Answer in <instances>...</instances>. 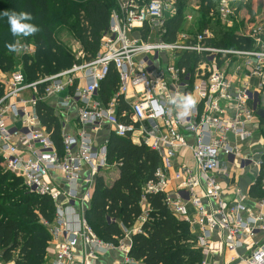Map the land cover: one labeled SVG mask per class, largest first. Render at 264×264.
<instances>
[{"label":"built area","instance_id":"built-area-1","mask_svg":"<svg viewBox=\"0 0 264 264\" xmlns=\"http://www.w3.org/2000/svg\"><path fill=\"white\" fill-rule=\"evenodd\" d=\"M170 1L119 0L95 58L33 82L20 67L0 98L3 167L22 177L30 192L49 195L56 206L54 221L45 222L55 245L53 264H97L110 251L129 252L119 244L130 236V229L122 226L124 234L117 244L106 242L76 209L91 199L96 176L110 167L107 142L99 145L92 135L104 127L159 155L156 180L149 181L145 191L163 192L169 208L191 225L205 257L225 253L230 254L227 264H264V199L250 210L244 202L231 203L224 197V183L234 174L229 165L251 162L260 169L262 162L263 150L256 160L240 156V142L253 134L263 103L262 26H248L241 34L252 40L247 48L211 45L209 29L183 30L167 40L164 12ZM229 1L221 2L225 16L232 13ZM145 29L147 38L142 36ZM112 67L119 85L105 104L101 83ZM43 83L47 85L40 94ZM26 92H31L29 98ZM61 94H66L61 105L77 106L79 126L74 133L64 131L62 155L32 110L38 98ZM118 97L127 103L124 109ZM9 119L21 125H9ZM185 151H190L194 165ZM85 168L88 174L82 180ZM58 174L61 184L52 180ZM261 187L264 191V175Z\"/></svg>","mask_w":264,"mask_h":264},{"label":"trees","instance_id":"trees-1","mask_svg":"<svg viewBox=\"0 0 264 264\" xmlns=\"http://www.w3.org/2000/svg\"><path fill=\"white\" fill-rule=\"evenodd\" d=\"M0 0V71L14 68L15 52L6 44L27 41L33 53L21 57L28 81L59 73L75 64L95 58L101 39L110 28L112 10L108 0ZM197 2L204 18L199 30L209 29L213 36L209 44L217 47L247 48L252 40L228 28L221 21H213L214 0H174L175 14L166 18L164 39L174 40L178 32L187 30L184 9ZM59 9L65 22L73 26L83 49V58H77L57 38L54 32V13ZM5 11L27 12L33 17L27 21L39 28L31 36H13ZM142 36L147 38L146 29ZM47 83L38 86L44 93ZM119 85L118 74L111 68L101 83L100 95L105 104L115 96ZM7 89L0 79V98ZM120 108L127 103L117 98ZM35 113L46 129L58 152H64V125L56 108L38 98ZM264 120V118H262ZM264 122V121H263ZM107 159L119 171L111 183L103 175L95 178L93 193L85 217L94 232L104 241L117 244L123 236L122 226L140 229L132 234L128 252L129 261L123 264H204L205 254L197 244V237L188 221L178 217L166 204L163 192H146L145 186L156 180L155 172L161 166L159 155L144 143L131 137L111 132L107 140ZM261 166L256 183L250 188L252 197H262L261 180L264 175V145ZM0 155V262L4 264H45L51 241L49 226L56 216V206L47 194L30 192L22 177L6 170ZM147 207L143 209L142 201ZM109 217L116 221H109Z\"/></svg>","mask_w":264,"mask_h":264},{"label":"crops","instance_id":"crops-1","mask_svg":"<svg viewBox=\"0 0 264 264\" xmlns=\"http://www.w3.org/2000/svg\"><path fill=\"white\" fill-rule=\"evenodd\" d=\"M138 34L139 33H134V35L136 36ZM21 67L23 68V66ZM254 81L256 80L254 79ZM30 95H31V92H26L24 94L26 98H29ZM65 95L66 94H61V96L60 95L50 96V97H45L42 99L46 101L47 103L53 105L56 108L57 113H61L59 115H61L63 117V120L65 121V122L63 121L64 126H65L64 131L69 132V133H74L79 127L78 126V115H77L78 108L74 103H72V105L70 106L61 105L60 100ZM260 109H264V92H263V103ZM32 110L35 111V108ZM263 121L264 120H262V118L258 115L257 121L254 123L253 134L247 140H243L240 142V146H241L240 156L242 158H245L248 155L249 157H252L254 160H256L257 159L256 156L259 157L258 155L259 152L263 150V145H264V122ZM7 124L12 125V126L13 125L20 126L21 121L17 119H9L7 121ZM257 124H260L258 128H256ZM98 132H102L100 137L97 134ZM110 133L111 132L108 131L106 127H104V129L102 128L101 130L93 131L92 135H94L97 144L100 145V144H103L104 142H107ZM96 134H97V137H96ZM185 155L188 158L189 162L192 165H194L193 158L191 157L190 151H185ZM228 169L231 170L230 172L233 171L234 174L231 180L224 183L225 199L231 203L236 202V200L242 201L245 203L247 209L253 210L255 208V205L264 199V194L262 197H252L249 193L250 188L252 187V185L256 183V180L258 178V175L260 172L259 167L256 166L255 163L248 162V164H245L243 167L229 165ZM87 174H88V168H85L82 174V180H85V178L87 177ZM101 175L104 176L107 182L111 183L118 177L119 171L117 168L111 167L110 169L104 171ZM108 175H110L111 177H108ZM52 180H54V182L57 184L62 183V177L59 174L54 175L52 177ZM175 184L176 183L172 184L170 188L174 189ZM89 202L90 200L85 203L84 207L82 206L76 207L77 212L80 210L81 212L83 211L84 213H86V210L89 207ZM141 204H142L143 209L147 207L146 200H143ZM189 208H190V214L194 216L195 213H194V209L192 208L191 204H189ZM242 215L245 216L246 214L242 213ZM139 229H140L139 225H136V227L130 229V232H131L130 236L123 238L122 241H120L119 246L124 245L130 248L131 242H132V234ZM127 256L128 254H126L123 249L119 248L117 250L110 251L100 256L99 259L97 260V264H123L126 262ZM219 257L220 256H218L217 254L206 257V264H213L214 260L218 261L217 259H220ZM54 258H55V245L51 243L50 241L45 264H53ZM225 259L227 258L225 257ZM0 264H4V263L0 262Z\"/></svg>","mask_w":264,"mask_h":264},{"label":"rangeland","instance_id":"rangeland-1","mask_svg":"<svg viewBox=\"0 0 264 264\" xmlns=\"http://www.w3.org/2000/svg\"><path fill=\"white\" fill-rule=\"evenodd\" d=\"M72 1L74 3L80 2L79 0ZM143 1L147 2L148 0ZM108 2L110 4L112 12L119 10V0H108ZM221 2L222 0H214V13L210 16L213 21H221V23L226 27L234 28L238 34L245 33L248 30V26H262L264 37V0H230L229 2L232 13L227 14L228 16H225V14L221 13ZM62 10L63 9H59L54 13L55 19L52 22L56 38L77 58H83L84 54L82 51V46L75 35L73 26L70 23L65 22V17L62 14ZM183 13L186 19L185 28L187 30L202 29L204 18L201 14L200 6L197 2H191L190 5H188L187 8L184 9ZM173 14H175L174 0H171L167 9L164 12V15L166 18H168ZM188 17H191V20H188ZM19 45L22 46V49H20L19 52H15L14 68L7 72L0 71V79L5 83L6 89L8 88L10 79L13 77L15 72L19 70V68L22 66V55L26 52L33 53V51L30 49L32 47L31 43L27 41H22L19 42ZM164 68H166L165 65ZM61 118L63 120L62 116ZM101 133L102 132L97 133L99 137ZM110 168L111 166L109 167V169ZM108 177L111 176L108 175ZM227 255L228 256H226L225 253L222 255H218L220 256V259H217L218 261L214 260L213 264H227L225 257L229 258L230 254Z\"/></svg>","mask_w":264,"mask_h":264},{"label":"clouds","instance_id":"clouds-1","mask_svg":"<svg viewBox=\"0 0 264 264\" xmlns=\"http://www.w3.org/2000/svg\"><path fill=\"white\" fill-rule=\"evenodd\" d=\"M5 16L8 17V23L10 25V29L13 36H31L34 35L39 31V28L31 23H28L27 21H30L33 19L32 15L27 12H20L16 13L5 11ZM6 47L9 49V51L19 52L20 51V45L19 41L15 44H6ZM188 103H194L192 100H188Z\"/></svg>","mask_w":264,"mask_h":264},{"label":"water","instance_id":"water-1","mask_svg":"<svg viewBox=\"0 0 264 264\" xmlns=\"http://www.w3.org/2000/svg\"><path fill=\"white\" fill-rule=\"evenodd\" d=\"M258 115L261 117V118H264V109H260L258 110ZM260 126V124H257L256 128H258Z\"/></svg>","mask_w":264,"mask_h":264}]
</instances>
